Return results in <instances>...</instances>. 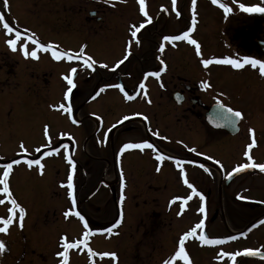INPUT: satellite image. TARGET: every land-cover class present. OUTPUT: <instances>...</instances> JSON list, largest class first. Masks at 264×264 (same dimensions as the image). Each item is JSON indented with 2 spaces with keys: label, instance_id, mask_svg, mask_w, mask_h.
Segmentation results:
<instances>
[{
  "label": "flooded vegetation",
  "instance_id": "flooded-vegetation-1",
  "mask_svg": "<svg viewBox=\"0 0 264 264\" xmlns=\"http://www.w3.org/2000/svg\"><path fill=\"white\" fill-rule=\"evenodd\" d=\"M221 2L228 4L233 9V12L228 14L227 19H225L223 9L218 5H213L211 0H197V26L193 34L194 38L200 44L203 43L205 46L207 44V47L211 45L210 48L217 47L220 49L226 43L234 53L235 58L249 55L257 59H264V13H245L233 3V0H221ZM238 2L249 5L264 4V0H238ZM55 3L60 13V16L56 17L57 21L62 27L73 28L74 31L62 36V42L64 40H74L76 42V45L66 49H78L80 45L78 34L80 31L83 32L95 25L98 29L94 30L93 28V32H101V36L109 40L108 44L112 56L109 59L112 62L109 69L113 67L117 60L123 58L126 42L130 38L129 24H138L144 19L138 12V2L133 0H127L126 3H122L121 0H109L108 4L103 3V0H55ZM147 5L149 14L153 16V24L147 25L146 29L138 34L141 37V45L137 47L133 44L132 55L129 60L125 61L115 71L107 69L103 71L98 66L96 72L81 70L76 78L77 88L74 89L72 99L74 115L80 121L77 126L82 128L81 131L88 137V142H90L92 136L103 129L106 123L103 121L101 125L88 108L91 103L102 97L101 94L95 100L91 99L99 87L106 84L122 83L125 85V90L134 95L139 81L143 78V73L145 71H156L159 68L156 56L160 55L157 47L162 40V36L178 34L191 25V0L177 5V9L181 12L180 18H177L172 12V5L167 7L163 3L155 2V0H151ZM162 6L168 8V13L161 11ZM170 19L172 20L169 22ZM118 46H121L123 50V55L119 59L114 52ZM191 54L194 57H191ZM204 55V58L220 57L219 53H209L210 56L208 57L206 49ZM162 58L168 64V71L161 76L164 87L161 88L160 81H157L154 77H149L146 81L148 95L152 101L151 104H148L142 96H138L134 101L129 102L124 99L123 94L118 89L108 88L106 90L108 92H118L126 105L132 104L135 106L127 113L130 119L117 123L116 127L109 133L110 144L112 145V142L118 138H122L125 142H142L147 139L160 147L159 138L152 135V132L157 131L158 128L175 127L177 130L189 133L190 136L193 135L197 139L196 141L199 142L198 152L206 153L214 159L220 160L224 165L223 170H221L214 163V160L197 156L185 148L180 149L183 155H177L181 159L203 163L210 170L211 174L204 172L195 164L184 166L186 170L198 172L196 174L200 177L201 187L197 190L205 196V231L210 238H224L228 235H236L239 238L220 246H201L197 240L190 239L186 242V250L189 252L192 264H197V258L194 256L199 252L203 255L199 259V264H231L227 258L217 260L216 254L221 249L228 252L236 251L235 244L238 241L247 240V247L260 248L261 251H264V224H260V221L264 220V203H262L264 202V173H261L258 169H250L236 176L233 174L230 180L226 178L227 172L231 171L235 165L247 162L243 152L247 143L251 142V137L248 131L246 137L240 135L244 119L238 122L239 131L236 135L211 127L206 118L209 109L216 104L215 98L217 96L214 94L213 87L206 91L199 87L201 80H208L212 85H214L213 82L222 85L225 80L230 79V75H235L232 84L235 86V95H237L239 93L238 85L247 83L243 80L245 74L242 73H245V71L252 72L256 74V77L263 79L259 75L258 68L252 69L250 66H246L243 70L232 68L204 69L199 62L200 58L195 55L194 46L186 42H177L176 47L166 45ZM59 69L61 73H64L63 68ZM239 74L242 76H239ZM58 76H60L58 71L50 69L40 74V83L43 87L42 96L45 104L55 103L50 88L53 87V83ZM35 77L39 79V75L36 74ZM177 93L182 97L180 101L176 99ZM259 93L264 95V91H259ZM135 113L148 116V121H144L142 116L134 115ZM62 115L68 119L66 114ZM257 118L256 121L263 122L264 113L258 114ZM254 119L256 118H252L251 121ZM250 124L247 129L251 128L255 133L257 129H263V125L259 123L252 125V127H250ZM110 127L111 125H109ZM93 148L98 151L99 143L93 144ZM145 150L153 153L150 149ZM251 154L255 162L264 163V144L257 142ZM223 156L226 157V162L221 159ZM87 157L91 160L81 161L80 159L77 161L75 185L80 178L88 181L92 176L98 177V172L94 170H99V166H104V164L107 169L111 168L112 179L110 181L113 183L118 182L114 158L111 163L110 161L101 160L98 156H91L89 152ZM59 159L57 158L59 167L63 166L62 170H65V172L62 177H58L66 181L69 166L64 158L60 159L61 162ZM171 173L179 175L175 170ZM99 177H102L101 180L104 179L103 175ZM241 184L243 185L239 186ZM246 190H248L247 194H245ZM190 191L181 196L188 195ZM79 193L80 189L76 186L78 198ZM240 195L248 199H238ZM156 196L157 198L152 199L151 204L154 207L151 208L150 213L134 216L136 233L140 232L142 242H149L150 246L152 244L151 248L157 254L146 264H162L164 259L174 254L179 236L203 218V214L198 212L201 204L199 197H193L188 202L183 215L177 216V212L180 211V201L169 208V199L166 200V203L163 202L168 205L159 208L158 206L164 201V196L163 194H157ZM238 206H242L241 209H246L248 220L241 229L235 230V214ZM85 219L90 225L93 224L90 219ZM253 224H256L257 227L253 228L247 237L239 236L240 230L247 231ZM146 239L149 241H146ZM161 246H167L169 255L164 257L158 254ZM238 259H242L244 264H264V260L259 257H241ZM140 264L142 263L140 262ZM177 264H183V262L178 261Z\"/></svg>",
  "mask_w": 264,
  "mask_h": 264
},
{
  "label": "rangeland",
  "instance_id": "rangeland-1",
  "mask_svg": "<svg viewBox=\"0 0 264 264\" xmlns=\"http://www.w3.org/2000/svg\"><path fill=\"white\" fill-rule=\"evenodd\" d=\"M150 1L147 0V3ZM185 1L188 0H177V5H181ZM155 2L163 3L167 7L172 5L171 0H155ZM0 11L5 12L8 21L18 24L21 28L28 27L35 31L42 42L54 41L65 48L76 45L74 40L62 42L64 34L74 31L73 28L62 27L57 21L56 17L60 16V13L56 8L55 0H9L8 9H3L2 0H0ZM93 28L94 30L98 29L92 25L91 28H87L83 32L80 31L78 34L80 45L86 43L89 54L93 55L98 62H104L110 66L112 62L109 59L112 56L109 40L102 37L101 32L94 33ZM5 40V31L0 26V157L3 158L0 162L17 158L16 154L20 151L19 142L21 140L24 141L29 153L38 157L40 154L34 150L46 143L43 136L45 123L51 126L54 146L63 142L69 143L71 147L68 138L59 135L61 132H68L75 138L74 160H91L83 152L84 145V150L91 156H98L101 160L111 163L114 158L118 173L117 183L110 181L112 179L111 168L107 169L105 164L104 166L100 165L99 170H94L98 172V177L92 176L93 178L91 177L88 181L80 178L76 182V186L80 189V212L85 218L90 219L93 224H89V226L96 233L90 237V247L96 251H117L118 264H140V262L146 264L149 260L151 261L157 255L156 251L152 250V244L150 246L149 242H142L140 232L136 233L134 216L150 213L151 208L154 207L151 204L152 199L157 198V194L164 196V201L158 206L163 208L168 205L165 204L166 200L168 201L176 195H185L190 190L182 183L179 175L171 173L174 170L179 173V169L173 162L167 161L163 163L161 171L157 173L155 168L158 162L153 153L147 150L141 152L138 149L126 151L120 157V164L127 179V187L124 190L126 199L123 203L124 221L119 228L114 229V232H119V235L101 234L104 228L110 227L119 217L120 184L117 153L126 142L122 138H118L111 145L108 139L107 144L99 143L98 151L93 148V144L97 143L98 139L102 141L104 132L108 130L109 125L117 124V121H120L135 106L126 105L116 91L101 93L102 97L91 103L88 108L91 112L102 117L106 123L103 129L92 136L88 142L89 139L81 131V127L73 125L61 112L52 110L49 107L52 105L51 103L43 102V87L40 83L42 72H47L48 69L58 71L60 76L56 78L50 89L54 104L62 102L66 83L61 78L62 73L58 68H63V72L66 73L70 67L77 66V62L71 64L55 62L51 59L50 54L43 53L40 54L39 61L25 59L19 51L12 52ZM31 47L29 45V50ZM210 47L211 45L207 47V44L205 46L201 43L203 55L206 49L208 57L209 53H219L220 57L235 58L226 43L220 49ZM114 52L118 59L123 55L121 46H118ZM191 57L194 55L191 54ZM209 68L231 67L213 64ZM100 69L106 71V69ZM36 74L39 75V79H36ZM242 74H245L243 80L247 83L238 85L239 93L237 95H235V86L232 84L235 75H230V79L225 80L222 85L213 82L214 94L217 96L219 92H224L225 96L220 97L224 104L244 113L241 136L246 137L249 123H251L250 127L257 125L256 123L263 125V129H257L255 138L259 144H264V121H256L258 114L264 113V95L259 93V91H264V78L256 77V74L248 71ZM239 76L242 75L239 74ZM252 118L256 119L251 121ZM159 129L157 130L161 136L169 137L168 141L159 139L160 147L166 151L175 155H183L180 149L184 147L178 141H183L189 147H199L197 139L187 132L177 130L175 127ZM57 158H64L63 150L59 155L44 158L42 163L45 164V170L42 176L38 174L35 166L31 170L24 163L14 166L13 174L10 177L11 188L17 200L26 207L28 214L22 230L14 225L10 229L9 235L0 234V238L7 242L8 249L0 256V264H59L60 258L56 256V253L61 250L58 246L60 236L65 233L70 239H79L82 236L84 229L79 218L71 217L66 221L62 214L71 205L67 198V189L60 187V183L65 180L59 177L64 175L65 170H62L63 166L59 167ZM221 159L226 162L225 156ZM186 171L190 182L200 188V177L196 174L198 172L189 169ZM101 175L106 178V185L101 184L100 181L103 180H101L102 177H99ZM247 192L248 190L245 191V194ZM0 198H2V194H0ZM8 207V204L0 206V216H7ZM241 208L242 206H238L235 214V230L241 229L248 220L246 209ZM146 241L149 240L146 239ZM244 247H247V240L238 241L235 244V250H241ZM158 254L165 257L169 255V249L167 246H161ZM202 256L200 252L194 256L197 258V264ZM96 261L97 264H113L109 258H105L103 261L96 258ZM70 264H88L86 251L78 254L76 250H71Z\"/></svg>",
  "mask_w": 264,
  "mask_h": 264
},
{
  "label": "snow or ice",
  "instance_id": "snow-or-ice-1",
  "mask_svg": "<svg viewBox=\"0 0 264 264\" xmlns=\"http://www.w3.org/2000/svg\"><path fill=\"white\" fill-rule=\"evenodd\" d=\"M122 3H126L127 0H121ZM138 2V12L141 17L144 19L137 23H131L128 26V32L130 38L126 42L125 52L122 59H119L115 62L113 67L109 69V65L104 62H98L93 55L87 52L88 45L86 43L81 44L77 50L66 49L60 46V44L54 41L42 42L35 31L28 27L21 28L18 24H14L6 19L4 11H0V26H2L5 31L6 40L5 43L12 52L19 51L25 59H31L34 61H39L41 56L40 54H50V57L55 62H68L73 63L77 62V66L70 67L66 73L61 74V78L66 82V89L63 92L62 102L58 104H52L49 107L54 111H59L62 114H66L68 119L73 125H78L80 121L74 115V106L72 103L74 89L77 88V76L81 70H91L96 72L97 66L99 68L107 69L109 71H115L121 65L128 61L132 55V46L135 44L137 47L141 45V37L138 36L142 30L146 29L147 25L153 24V16L149 14L147 0H137ZM103 3L108 4L109 0H103ZM172 3V12L177 18H180L181 12L177 9V0H171ZM213 5H218L223 9L225 14V19H227L228 14L233 12L232 7L226 3H222L221 0H211ZM233 3L245 13H264V4H245L239 3L238 0H233ZM3 9L9 8V0H2ZM114 6V5H112ZM161 11L168 13L167 7H161ZM95 14V13H93ZM197 26V0H191V25L187 27L186 30L178 34H166L162 36L161 42L158 44L157 51L160 55L156 56V60L159 63V68L156 71H145L143 73V78L139 81L135 94H129L125 90V85L122 83L115 84H106L103 87L95 92L91 97L92 100H95L97 97L104 93L108 88L118 89L124 96L126 101H134L138 96H142L148 104H151L152 101L148 95V88L146 81L149 77H154L157 81H160V87L163 88L164 84L161 81V76L168 71V64L165 59L162 58L166 50V45H171L172 47L177 46V42H186L189 45L194 46L195 55L200 58L199 62L204 69H208L210 65H225L230 66L235 70H243L246 66H250L252 69L259 70V75L264 78V59H257L249 55H244L242 57L233 58L231 56L223 57H212L204 58L201 50V44L194 38L193 34ZM29 45H31V50H29ZM199 87L203 90H208L212 87V84L208 80H201L199 82ZM225 96L224 92H219L215 98L216 103V112L209 116V120L215 124L216 127L230 126L236 127L237 122L244 119V113L241 110L233 109L223 103L220 97ZM176 99L180 101L182 97L177 93ZM95 116L96 120L103 124L102 117L92 114ZM134 115L142 116L144 121H148V116L143 115L142 113H135ZM130 117L125 115L122 117L121 121L117 123H122L123 121L129 120ZM116 127V124H113L107 131L104 132L103 140H97V143L107 144L109 139V133ZM149 131H151L149 129ZM248 133L251 137V142L247 143L243 156L246 158L245 163H238L235 165L231 171L227 172V179H232L233 174L242 173L250 169H258L261 173H264V163L255 162L252 156V149L257 145V140L255 138V132L253 129L249 128ZM61 137H67L71 143H60L58 145H53L52 143V134L51 126L47 123L43 125V136L46 140V143L36 147L35 152L40 155L32 156L29 153L28 148L25 146L23 140L19 142L20 151L16 154L17 158H13L10 161L0 162V206L8 204L7 216H0V234L9 235L10 229L15 225L18 226L21 230L24 228V221L27 216V209L24 207L15 197L13 190L10 184V177L13 174L14 166H19L21 163H24L30 170L35 166L37 168L38 174L43 175L45 170V164L42 163L45 157H51L54 155H59L61 150L64 151V160L69 166L68 174L66 181L60 183L61 188L67 189V198L70 202L71 207L66 209L62 214L66 221L71 217H77L82 222L83 233L79 239H70L67 233L62 234L59 239L60 251L56 253V256L59 257V264H70V251L76 250L77 253H83L86 251L88 257V264H97L96 258H99L103 261L105 258H109L113 264H118L119 256L117 251H96L90 247L89 240L90 237L96 233L90 228L88 221L85 219V216L77 210V196H76V185H75V176L77 171V161L73 159L75 154L76 141L75 138L68 132L59 133ZM153 136L158 137L161 140L168 141L169 137L161 136L159 131L152 132ZM181 143L185 149L191 153H195L197 156H204L207 160H214V163L223 170L224 165L220 160L214 159V157L207 155L206 153H201L197 151L196 147H191L185 144L183 141H178ZM43 149V151H42ZM138 149L143 152L145 149H150L154 153V158L158 162L155 168V171L159 173L162 169L163 163L167 161H172L176 168L179 169V176L184 185L190 189V193L186 196H173L169 200V208L172 207L177 201H180V211L177 212V216L183 215L188 202L193 199V197H199L201 204L198 208V212L203 214V218L199 220L194 226L189 230L183 232L177 241V247L174 254L170 255L168 258L162 261V264H177L178 261H182L183 264H192V261L189 256V252L186 250V242L190 239H195L199 242L201 246H220L224 245L229 241H235L239 237L236 235H228L224 238H210L206 233V207H205V196L202 192L197 190V187L193 182H190L188 173L185 169L186 164H195L204 172L209 174L210 170L203 163H198L194 160H185L176 158L172 155L165 154L162 149L154 142H150L145 139L142 142H126L124 143L117 153V163L119 166V184H120V212L119 217L112 223L110 227H106L102 230V233H107L108 236L119 235V232H114V229L119 228L124 221V212H123V203L126 199L124 195V190L127 187V179L122 165L120 164V157L128 150ZM0 160H3L0 157ZM238 199L246 200L248 199L245 196H238ZM264 203V202H262ZM260 224H264V220L260 221ZM257 227L256 224H253L247 229V231H241L239 233L240 237H247L253 228ZM7 242L0 238V256H2L7 251ZM241 257H259L264 260V251H261L260 248L253 249L251 247H245L242 250H236L234 252H228L221 249L216 254L217 260H223L227 258L231 264H244Z\"/></svg>",
  "mask_w": 264,
  "mask_h": 264
},
{
  "label": "water",
  "instance_id": "water-1",
  "mask_svg": "<svg viewBox=\"0 0 264 264\" xmlns=\"http://www.w3.org/2000/svg\"><path fill=\"white\" fill-rule=\"evenodd\" d=\"M210 111H209V113L207 114V118H206V120H207V122L209 123V125L211 126V127H213V128H215V129H222V130H225V131H227L229 134H231V135H236L237 133H238V131H239V128H238V122H237V126L236 127H230V126H222V127H216L215 126V124H213L210 120H209V116H211V115H213L215 112H216V104L215 105H213L210 109H209ZM238 174H240V173H238ZM238 174H235V176L236 175H238Z\"/></svg>",
  "mask_w": 264,
  "mask_h": 264
}]
</instances>
